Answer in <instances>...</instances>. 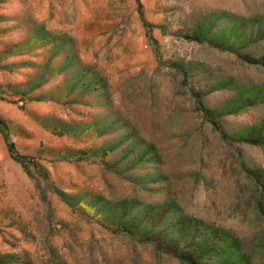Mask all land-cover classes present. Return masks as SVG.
<instances>
[{"label": "rangeland", "instance_id": "obj_1", "mask_svg": "<svg viewBox=\"0 0 264 264\" xmlns=\"http://www.w3.org/2000/svg\"><path fill=\"white\" fill-rule=\"evenodd\" d=\"M140 3L0 0V264H264V0Z\"/></svg>", "mask_w": 264, "mask_h": 264}, {"label": "trees", "instance_id": "obj_2", "mask_svg": "<svg viewBox=\"0 0 264 264\" xmlns=\"http://www.w3.org/2000/svg\"><path fill=\"white\" fill-rule=\"evenodd\" d=\"M138 1H139V4L141 5L140 0H138ZM141 19H142L143 23L145 24V18H144L143 12H141ZM0 131L3 133V135L5 137V140L7 142L8 150H9L10 154L17 161L21 162L23 158H21L20 156L16 155L15 145H14V143H12L10 141L9 135H8V132H7V127H6V125L4 124V122L1 119H0ZM39 168L41 169V167H38V169ZM176 257L178 259H180L181 261L187 263V264H197V262L190 256L183 255V254H176Z\"/></svg>", "mask_w": 264, "mask_h": 264}]
</instances>
